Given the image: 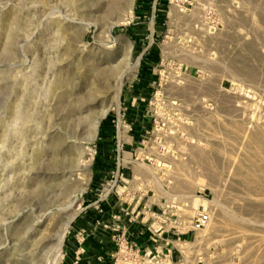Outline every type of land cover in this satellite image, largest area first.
<instances>
[{
	"label": "rangeland",
	"instance_id": "rangeland-1",
	"mask_svg": "<svg viewBox=\"0 0 264 264\" xmlns=\"http://www.w3.org/2000/svg\"><path fill=\"white\" fill-rule=\"evenodd\" d=\"M260 130L264 0H0V264H264Z\"/></svg>",
	"mask_w": 264,
	"mask_h": 264
},
{
	"label": "bare ground",
	"instance_id": "bare-ground-1",
	"mask_svg": "<svg viewBox=\"0 0 264 264\" xmlns=\"http://www.w3.org/2000/svg\"><path fill=\"white\" fill-rule=\"evenodd\" d=\"M175 9V8H174ZM173 12V11H172ZM178 12V11H177ZM136 66H134L132 69H134ZM131 69H129L128 71H126V72H129ZM122 77H123V74H122V76H120L119 78H118V80H117V82H116V87H115V91H114V95H113V99H114V101L116 102V104H117V107H119L118 105H119V95H120V90H121V84H122ZM104 112V111H103ZM105 115V114H104ZM102 117H103V115H102ZM97 127V126H96ZM261 131V130H260ZM264 130H262L261 131V133H263L264 134V132H263ZM259 132H257V134H258ZM261 133H259V134H261ZM257 135L258 137L260 136V135ZM261 135V139L262 138H264L263 136L264 135ZM252 139V138H251ZM261 139H259V140H261ZM253 140V139H252ZM256 140V139H255ZM254 141V140H253ZM256 141H254V143H255ZM259 142V143H258ZM257 143H258V145H257V148H259L258 146H260L261 145V143H260V141H257ZM263 143H264V141H263ZM260 144V145H259ZM256 145V144H255ZM262 147V146H261ZM256 149V148H255ZM254 149V150H255ZM257 151H259V149H256ZM261 151V150H260ZM264 151V150H263ZM197 153V152H196ZM199 153V152H198ZM260 154V153H259ZM263 154V153H262ZM261 155V154H260ZM194 156V155H193ZM199 157V156H198ZM204 160V159H203ZM206 160V159H205ZM209 160V159H208ZM213 160V159H212ZM201 161V160H200ZM207 161V160H206ZM206 161H202V165L204 166V168L205 169H208L209 167H208V164H207V162ZM211 164V163H210ZM209 164V165H210ZM203 168V167H202ZM234 172V171H233ZM254 178V177H253ZM247 180V179H246ZM248 180H249V178H248ZM252 181V180H251ZM255 182V181H254ZM250 183V182H249ZM251 184H253V183H251ZM250 186V185H249ZM260 186V185H259ZM253 189V188H252ZM259 189V188H258ZM260 189H263L264 190V185L262 186H260ZM257 190V189H256ZM261 191V190H260ZM264 193V192H263ZM218 207V206H217ZM249 211V210H248ZM219 212H221V211H219ZM227 212V211H226ZM226 212H224V210H222V214L224 215V216H226L227 218H229L230 220H232V219H234L233 218V216H232V214H228V213H226ZM234 215V214H233ZM234 216H236V215H234ZM223 217V216H222ZM73 218V217H72ZM72 218L71 219H67L68 221L67 222H65L64 224H63V226H62V228H61V231H60V233L58 234V235H56V236H51L50 237V239H49V237H48V239H45V241L44 242H55V245H54V247H53V251L52 252H50V257H49V259H48V264H57L58 262H59V260H60V256H61V248H62V243H63V240H64V235H65V232H66V228H67V226L69 225V223L71 222V220H72ZM225 219V218H224ZM229 219H227V221L229 220ZM236 219V218H235ZM234 219V220H235ZM239 219H241V217L239 218ZM242 219H244V218H242ZM240 221V220H239ZM243 221V220H242ZM245 221V220H244ZM235 222H238V221H235ZM239 223V222H238ZM242 223V222H241ZM244 223V222H243ZM242 223V224H243ZM240 224V223H239ZM245 224H246V221H245ZM42 246V244L41 245H39V248H38V250H41L43 247H41ZM51 249V248H50Z\"/></svg>",
	"mask_w": 264,
	"mask_h": 264
},
{
	"label": "built area",
	"instance_id": "built-area-1",
	"mask_svg": "<svg viewBox=\"0 0 264 264\" xmlns=\"http://www.w3.org/2000/svg\"><path fill=\"white\" fill-rule=\"evenodd\" d=\"M209 220L208 214H197V216L193 220L192 228L193 230H201L207 224Z\"/></svg>",
	"mask_w": 264,
	"mask_h": 264
}]
</instances>
